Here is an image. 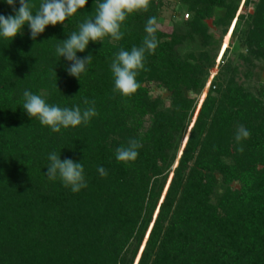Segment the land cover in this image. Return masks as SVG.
<instances>
[{
	"label": "trees",
	"instance_id": "trees-1",
	"mask_svg": "<svg viewBox=\"0 0 264 264\" xmlns=\"http://www.w3.org/2000/svg\"><path fill=\"white\" fill-rule=\"evenodd\" d=\"M30 2L35 14L41 0ZM98 2L35 41L28 25L12 41L0 36V264H264V94L223 59L201 101L220 48L207 20L222 36L236 20L241 58L264 60V0H246L252 11L240 13L241 0H179L189 19L159 26L131 97L113 91L111 62L142 46L147 20L159 25L170 0L129 15L121 40L90 41L77 53L93 56L78 80L55 48ZM0 15H15L4 0ZM25 90L61 108L83 110L87 98L98 115L52 132L23 109ZM241 125L251 136L238 143ZM130 139L142 144L137 159L117 161ZM52 152L83 163L86 188L48 179Z\"/></svg>",
	"mask_w": 264,
	"mask_h": 264
},
{
	"label": "clouds",
	"instance_id": "clouds-1",
	"mask_svg": "<svg viewBox=\"0 0 264 264\" xmlns=\"http://www.w3.org/2000/svg\"><path fill=\"white\" fill-rule=\"evenodd\" d=\"M13 8L15 15L5 17L0 15V36L13 40L17 35L22 34L23 27L28 25L30 38L36 40L46 27L64 25L65 21L85 8L88 0H41L35 14L36 7L30 0H19L18 10L15 7V0H4ZM150 0H103L97 3L96 13L93 18L79 24L78 31H73L66 40L61 41L55 48L56 55L64 57L72 62L67 68L70 76L80 80L81 74L86 72L87 66L92 63L93 56L78 57L77 53H83L88 48L89 42L100 43L105 37L119 41L123 38L121 27L129 15L137 12H147ZM159 28L157 18L150 17L145 25L146 36L142 46H133L130 51L121 49L111 62V72L114 77L113 91L123 97H131L141 87L137 76L141 70L147 71L145 67L146 53L154 54L158 47L155 33ZM22 107L30 117L37 118L41 125L47 126L52 132L59 133L62 128L77 127L81 124L87 125L90 120L97 116L95 102L84 98L83 103L88 107L83 110L79 106L72 108H61L56 105H49L40 95L25 90L23 93ZM251 133L243 125L238 127L235 135L239 143L250 138ZM142 144L136 139H130L127 146L116 149V159L119 162H134L139 153L138 149ZM243 152V147L239 149ZM49 164L46 176L49 180L60 179L66 188L73 193H78L82 188L87 187L82 162H75L71 159L61 160L60 154L52 152L48 155ZM97 171L101 177L107 176L105 168L98 167Z\"/></svg>",
	"mask_w": 264,
	"mask_h": 264
},
{
	"label": "rangeland",
	"instance_id": "rangeland-1",
	"mask_svg": "<svg viewBox=\"0 0 264 264\" xmlns=\"http://www.w3.org/2000/svg\"><path fill=\"white\" fill-rule=\"evenodd\" d=\"M246 0H241L240 5V12H247L252 11V6H249L247 9L245 8ZM238 13V14H239ZM187 13L183 12V7L179 3V0H170V5L166 6L162 10V15L160 19L159 26L164 30L171 31L173 28L174 23L180 20H187ZM211 28V32L215 38V40L220 43V48L218 51V58H217V65L215 69H212V74L210 76L209 83L205 89L204 94L201 97L202 99L205 97L209 89V85L212 81L213 76L217 73L218 64L222 62L223 59L230 60L235 66L239 68V82L243 84L246 88H249L253 92L263 93L264 94V60H256L254 59L252 63L245 62L241 58V54H245L246 51L242 49L235 39H232V31L236 25V20L232 23L230 27L229 33L226 36H222L220 30L213 25L212 20H207ZM164 98L169 103L168 99L166 98V94L163 95ZM149 121L146 125H148Z\"/></svg>",
	"mask_w": 264,
	"mask_h": 264
},
{
	"label": "built area",
	"instance_id": "built-area-1",
	"mask_svg": "<svg viewBox=\"0 0 264 264\" xmlns=\"http://www.w3.org/2000/svg\"><path fill=\"white\" fill-rule=\"evenodd\" d=\"M187 17H188V15H187Z\"/></svg>",
	"mask_w": 264,
	"mask_h": 264
}]
</instances>
